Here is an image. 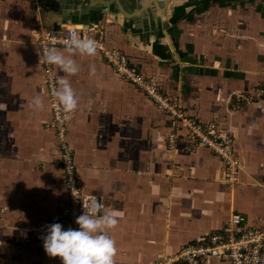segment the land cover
Listing matches in <instances>:
<instances>
[{
	"label": "crops",
	"instance_id": "0c3cea01",
	"mask_svg": "<svg viewBox=\"0 0 264 264\" xmlns=\"http://www.w3.org/2000/svg\"><path fill=\"white\" fill-rule=\"evenodd\" d=\"M75 25L102 30L186 116L235 134L230 186L222 161L180 141L184 127L97 51L74 54V75L54 66L79 98L66 140L82 192L121 214L110 230L114 264H151L201 244L233 211L244 227L264 228V0H0V264H62L43 249L46 225L66 226V188L35 34ZM34 94L42 108L31 106Z\"/></svg>",
	"mask_w": 264,
	"mask_h": 264
},
{
	"label": "built area",
	"instance_id": "2783aa9c",
	"mask_svg": "<svg viewBox=\"0 0 264 264\" xmlns=\"http://www.w3.org/2000/svg\"><path fill=\"white\" fill-rule=\"evenodd\" d=\"M69 30L77 31L82 37H92L98 44L96 51L118 76L133 84L158 108L173 116L176 121L175 130L181 126L184 127L186 130L184 139L180 138L179 140L206 147L222 161L225 183L230 186L236 184L239 160L233 147L235 137L233 129L222 128L215 121L202 122L194 117L186 116L178 99L162 90L155 77L142 73L131 62L126 53L119 48L110 46L106 42L102 30L93 26L40 28L35 34L39 57L41 47L46 46L50 40L57 41L56 46L64 47L60 41L67 37ZM40 63L43 71V84L51 110L50 120L46 127L54 129L60 154L62 179L66 188L63 210L65 229L68 227L78 228L75 218L83 212L82 202H86L89 197L96 196L84 194L77 177L73 152L66 140V120L63 118L62 110L56 98L51 94L56 87L55 81L57 79L54 66L44 64L42 58H40ZM257 94L259 97H264V78L257 89ZM175 130L167 134L166 141L169 147L173 146L178 138ZM73 194L80 198L74 197ZM96 198L100 200L98 197ZM210 258L224 261L227 264H264V228L244 227V216L233 211L227 222L220 229L208 234L203 243L186 244L177 252L160 258L151 264H204Z\"/></svg>",
	"mask_w": 264,
	"mask_h": 264
},
{
	"label": "clouds",
	"instance_id": "9594fccd",
	"mask_svg": "<svg viewBox=\"0 0 264 264\" xmlns=\"http://www.w3.org/2000/svg\"><path fill=\"white\" fill-rule=\"evenodd\" d=\"M56 43L57 41L50 40L46 46H42L40 58L44 64L56 66L68 76L80 70L73 58L74 54L94 56L98 47L92 37H82L74 30H69L67 37L60 41L67 54L58 49ZM89 71L94 73L95 66L90 65ZM55 83L56 87L51 94L60 105L63 118L71 119L78 109L79 98L66 77L57 78ZM31 106L34 110L42 108V97L34 94ZM73 196L79 197L74 194ZM82 207L83 212L75 218L78 228L65 229L59 222L46 225L42 237L45 253L50 257H59L62 264H114L116 247L110 230L117 225L121 214L105 209L96 197H89L86 202H82Z\"/></svg>",
	"mask_w": 264,
	"mask_h": 264
},
{
	"label": "bare ground",
	"instance_id": "6f19581e",
	"mask_svg": "<svg viewBox=\"0 0 264 264\" xmlns=\"http://www.w3.org/2000/svg\"><path fill=\"white\" fill-rule=\"evenodd\" d=\"M75 27H78L79 28L80 26L79 25H75Z\"/></svg>",
	"mask_w": 264,
	"mask_h": 264
}]
</instances>
